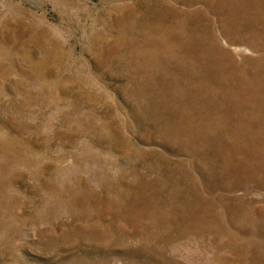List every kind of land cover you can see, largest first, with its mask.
Here are the masks:
<instances>
[{"label": "rangeland", "instance_id": "1", "mask_svg": "<svg viewBox=\"0 0 264 264\" xmlns=\"http://www.w3.org/2000/svg\"><path fill=\"white\" fill-rule=\"evenodd\" d=\"M0 264H264V0H0Z\"/></svg>", "mask_w": 264, "mask_h": 264}]
</instances>
